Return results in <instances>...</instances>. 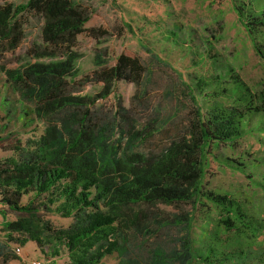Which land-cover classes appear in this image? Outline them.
<instances>
[{"label":"trees","instance_id":"obj_1","mask_svg":"<svg viewBox=\"0 0 264 264\" xmlns=\"http://www.w3.org/2000/svg\"><path fill=\"white\" fill-rule=\"evenodd\" d=\"M234 1L264 59L259 45L264 38V9H260L264 0L249 13L246 0ZM94 16L82 0L0 4V71L25 116L44 124L38 139L28 144L13 141L7 150L14 155L0 160L4 218L0 232L8 236L5 241L14 247L34 242L46 257L45 247L54 245L50 255L58 257L65 250L69 264H102L120 249L132 228L141 226L149 209L188 205L203 218L202 236L187 239V254L192 244H200L195 254L204 264H238L233 257H221V231L233 233L241 248L252 246L264 234V219L239 198L209 188L205 179L210 157L221 144H233L255 130L264 146V97L235 75L227 86L202 95L201 105L195 104L193 116L177 134L148 152L136 151V142L152 143L164 133L134 113V101L147 100L146 92L140 96L137 90L146 66L138 55L121 53L113 58L97 48L91 71L82 74L85 54L79 48L80 38L85 35L101 45V39L110 35L107 27H89ZM30 18L41 23L33 41L26 35ZM12 56H20L17 66L1 64ZM121 83L135 87L129 106L118 91ZM206 85L203 80L198 83L200 89ZM91 86L97 91L90 92ZM260 160L264 158L226 157L223 162L241 172L247 171L242 161L260 164L259 185L264 191ZM53 214L72 219V225L54 230L46 219ZM176 220L193 225L189 213Z\"/></svg>","mask_w":264,"mask_h":264},{"label":"rangeland","instance_id":"obj_2","mask_svg":"<svg viewBox=\"0 0 264 264\" xmlns=\"http://www.w3.org/2000/svg\"><path fill=\"white\" fill-rule=\"evenodd\" d=\"M82 1L95 12L89 27H107L110 35L101 39V45L100 41L91 37L84 35L80 38L79 48L85 54L80 65L81 73L91 71L97 48L106 49L113 58L121 53L138 55L146 66L147 72L137 90L140 96L146 92L147 100L141 101L144 104L134 101V113L150 128L158 127L164 133L152 143L136 142V151L148 152L159 141L177 134L179 128L193 116L195 104L201 105L202 95L212 94L218 86H227L235 75L260 98L264 97V59L242 25L234 0ZM26 2L0 0V4L19 5ZM246 2L249 4L245 12L249 13L261 0ZM260 9L263 10L264 5ZM26 21L28 41L36 40L41 23L32 18ZM261 41L259 45L264 51V38ZM19 57L12 56L1 64L13 68L17 66ZM201 80L207 82L202 89L198 87ZM5 81V74L0 71V160L14 155L7 150L13 141L21 140L28 144L38 139L44 129L42 122H36L34 118L29 120L25 116L24 107L8 91ZM97 88L91 86L89 90L94 92ZM118 91L126 106H129L135 87L121 83L118 84ZM257 133L248 130L237 142L221 144L218 149H214L205 183L211 189L239 198L264 219V191L259 185L262 178L258 174L260 164L242 161L245 166L243 171H247L241 172L239 168H232L223 162L226 157L249 161L255 157L264 158V146ZM261 162L264 163L263 160ZM182 213L191 214L192 227L177 222L176 216ZM214 217L218 218L219 215L215 214ZM202 218L199 212H194L188 205H162L159 210L149 209L148 217L142 219L141 226L132 228L120 242V249L106 256L102 264H204L195 254L200 244H192L190 255L185 248L187 239L202 236ZM46 219L54 230H66L73 222L58 214L49 215ZM220 234L223 259L233 257L238 264H264V234L256 244L242 248L234 241L233 233L223 229ZM4 243L14 249L9 240ZM52 247L54 245L45 247L49 250V256L46 257L34 242H30L23 247V257L42 258L45 264H69L66 251L63 250L58 257L53 256L50 255ZM10 252L9 259L22 264V257L15 255L12 249Z\"/></svg>","mask_w":264,"mask_h":264},{"label":"crops","instance_id":"obj_3","mask_svg":"<svg viewBox=\"0 0 264 264\" xmlns=\"http://www.w3.org/2000/svg\"><path fill=\"white\" fill-rule=\"evenodd\" d=\"M0 209H1V207H0ZM3 222H4V218L2 217V215H0V231H3ZM6 239L7 238L4 237L3 232H2V234L0 232V256H1L0 261H2V263L5 262L6 264H17L16 260L9 259L10 254H12V252H10V250L12 249L14 251L15 248L13 249L12 247L5 245L4 241ZM2 263H0V264H2Z\"/></svg>","mask_w":264,"mask_h":264},{"label":"built area","instance_id":"obj_4","mask_svg":"<svg viewBox=\"0 0 264 264\" xmlns=\"http://www.w3.org/2000/svg\"><path fill=\"white\" fill-rule=\"evenodd\" d=\"M0 207L1 204H0ZM14 253L20 257H22V264H45V260L42 258H32V257H23L24 248L21 246L14 247Z\"/></svg>","mask_w":264,"mask_h":264}]
</instances>
